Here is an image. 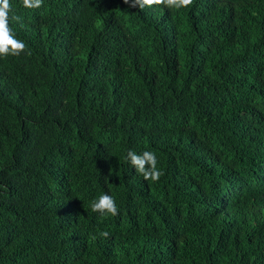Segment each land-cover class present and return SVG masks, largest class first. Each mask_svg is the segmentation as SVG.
<instances>
[{
  "label": "trees",
  "instance_id": "16d2710c",
  "mask_svg": "<svg viewBox=\"0 0 264 264\" xmlns=\"http://www.w3.org/2000/svg\"><path fill=\"white\" fill-rule=\"evenodd\" d=\"M10 2L0 264H264V0Z\"/></svg>",
  "mask_w": 264,
  "mask_h": 264
},
{
  "label": "clouds",
  "instance_id": "9594fccd",
  "mask_svg": "<svg viewBox=\"0 0 264 264\" xmlns=\"http://www.w3.org/2000/svg\"><path fill=\"white\" fill-rule=\"evenodd\" d=\"M124 3L129 5L130 8L138 7L142 11L145 7L157 5L176 9L187 8L192 5L193 0H124ZM42 4L43 0H22L23 7L27 9H38ZM12 21L21 23L22 26V17L15 15L10 0H0V57L19 56L25 53L27 49L26 43L17 37L11 27ZM126 159L146 181L157 182L163 175L157 167L158 159L155 152L144 151L138 154L130 149L127 152ZM91 210L99 213L101 217L119 215V208L114 197L107 193L99 195L97 199L91 202ZM99 235L105 238L109 237L107 231L100 232Z\"/></svg>",
  "mask_w": 264,
  "mask_h": 264
}]
</instances>
